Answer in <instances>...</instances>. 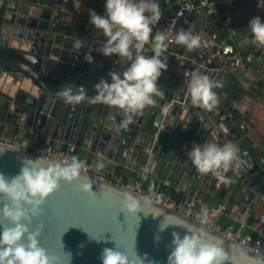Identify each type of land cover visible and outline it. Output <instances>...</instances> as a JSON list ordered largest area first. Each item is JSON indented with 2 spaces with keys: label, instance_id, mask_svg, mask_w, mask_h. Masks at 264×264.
Instances as JSON below:
<instances>
[{
  "label": "water",
  "instance_id": "1",
  "mask_svg": "<svg viewBox=\"0 0 264 264\" xmlns=\"http://www.w3.org/2000/svg\"><path fill=\"white\" fill-rule=\"evenodd\" d=\"M157 2L162 16L153 26L152 37L158 32L176 36L181 30L191 31L206 46L188 51L183 45L167 42L168 69L157 81L163 96L156 97L155 107H146L134 116L127 129L117 130L124 118L119 110L86 101L69 105L57 95L64 87L77 91L83 86L91 97L101 78L111 82L109 71L123 70L118 56L105 57L97 51L105 40L102 32L60 20L64 11L87 13L90 8L104 15L106 0H0V132L31 133L60 150L73 145L77 155L104 172L117 169L130 178L146 179L149 187L182 201L195 200L197 206L206 199L209 205H222L231 214L262 221L264 226V129L252 118L255 103L245 104L256 94V86L230 71L217 53L222 43H233L257 69V75L264 77V47L253 43L248 28L254 17L264 21V0H232L236 10L230 25L225 13L178 16L179 0ZM151 47L146 44L142 54L154 55ZM193 71L222 84L214 89L220 100L215 110L209 112L191 103L186 74ZM227 142L238 146L246 163L230 170L226 175L233 182L223 185L210 174L200 175L187 154L194 143ZM27 161L37 168L60 163L0 140V173L15 177ZM81 177L88 178L89 192L96 196L81 192L78 182H61L47 198L44 215L30 226L35 230L43 224L40 244L59 257L60 264H66L64 253L71 255L70 264H101L102 250L116 245L122 252L146 255V264H167L173 232L181 238L195 232L205 241L219 244L228 256L224 264H253L256 258L264 259L227 233L176 209L153 200L145 204V195L103 175L82 170ZM125 193L140 201L138 213L123 209ZM5 202L0 196V208ZM164 219L169 226L159 233L157 245L154 237Z\"/></svg>",
  "mask_w": 264,
  "mask_h": 264
},
{
  "label": "clouds",
  "instance_id": "2",
  "mask_svg": "<svg viewBox=\"0 0 264 264\" xmlns=\"http://www.w3.org/2000/svg\"><path fill=\"white\" fill-rule=\"evenodd\" d=\"M161 16L157 0H106L104 15L89 10V23L105 37L97 51L105 57L118 56L117 63L123 62V70L109 71L107 76L111 82L101 78L94 86L96 94L91 97L83 86L77 91L64 87L57 95L69 105L86 101L115 108L124 117L117 130L127 129L134 122V116L142 114L146 107H155L156 97L163 96L157 81L168 69L167 57L164 56L168 37L163 32L152 37L153 26ZM248 28L253 43L264 47V21L254 17L249 21ZM174 42L185 46L188 51L206 46L200 35L184 30L176 34ZM149 43L154 53L152 56L142 54L144 46ZM186 75L189 76L187 91L191 103L209 112L215 110L220 100L214 89L222 87V84L198 71ZM224 132L227 133L226 128ZM187 155L200 175L210 174L223 185L233 182L226 175L230 170H238L246 163L240 157L238 146L231 142L222 145L194 143ZM33 165L27 161L20 174L12 178L0 173V196L6 200L0 208V264H60V258L50 255L40 244L43 224L35 230L30 226L44 215L43 206L47 198L59 189L61 182H78L81 192L96 196L89 192L91 185L87 182L88 178L81 177L82 170H86V162L76 156H72L70 162L55 163L47 168ZM142 200L150 204L152 197L146 195ZM121 203L124 210L133 213H138L141 206L140 201L128 193L124 194ZM208 215L205 208L203 220L206 221ZM168 226L164 219L154 237L155 244L161 242L159 233ZM191 233L183 238L176 232L172 233L167 264H224L228 256L219 244L205 241L202 234ZM90 238L97 242L101 240ZM64 255L66 264H70L71 255ZM147 259L146 255L140 256L136 251L131 254L122 252L117 245L115 249L104 248L100 255L101 264H146ZM253 264H264V259L256 258Z\"/></svg>",
  "mask_w": 264,
  "mask_h": 264
},
{
  "label": "built area",
  "instance_id": "3",
  "mask_svg": "<svg viewBox=\"0 0 264 264\" xmlns=\"http://www.w3.org/2000/svg\"><path fill=\"white\" fill-rule=\"evenodd\" d=\"M181 3V8L178 11V16H185L189 12H199L203 13V11L207 14H219L225 13L226 15V24L230 25L234 16H235V8L232 3V0H179ZM57 13V12H56ZM55 13V14H56ZM99 15H103L102 13H97ZM85 17L87 14L84 15ZM168 43H174L175 35L172 32L166 33ZM168 49V48H167ZM218 55L222 60L225 61L226 67L233 72H236L242 78H250L257 76V69L253 66L249 65L242 53L235 47L233 43H222L219 46L217 51ZM0 140L11 143L16 146H21L24 148L31 149L32 145L30 144L29 139L25 141H20L18 139H9L3 136H0ZM44 147H35L32 150L39 152L41 154L47 155L57 161L65 162L69 161L72 156H76L78 159L82 160L75 152V147L73 145H69L66 150L56 149L47 144ZM86 162V170L93 173H97L105 176L107 179L121 184L123 187L136 191L137 193L151 196L153 201H156L164 206L169 208L176 209L192 218L198 220L199 222L211 226L215 229H219L228 235L232 236L234 239L239 241L240 243L251 247L253 250L257 251L264 255V226L258 224L253 227V232H248L245 230L247 227V222L239 221L238 225L228 224L222 225L217 220V215L221 212L224 207L219 205L218 207H214L209 204H203L197 206L195 200H179L173 198L170 194L165 191L152 188L145 187L144 182H147L146 179L142 180H130L125 179L121 175L111 174L102 171L99 167L92 164L87 160H82ZM208 209V218L207 220H203L202 213L203 210Z\"/></svg>",
  "mask_w": 264,
  "mask_h": 264
},
{
  "label": "crops",
  "instance_id": "4",
  "mask_svg": "<svg viewBox=\"0 0 264 264\" xmlns=\"http://www.w3.org/2000/svg\"><path fill=\"white\" fill-rule=\"evenodd\" d=\"M89 10H94L93 8H90ZM89 10L87 13H69V12H62L60 14V20L64 22L66 25L69 24H77L78 27L85 26L89 23ZM87 14L85 17L84 15ZM86 21V22H85ZM246 82L248 84H252L256 86V94L253 95L252 99L249 101H245V104H251L252 102L255 103L253 109H252V118L255 120L256 119V124L258 125V128L264 129V122H262V116L264 115V77L261 78L258 75L256 77H250L246 78ZM260 117V121L258 122L257 119ZM0 136L9 138V139H18L20 141H25L26 139H29L30 144L32 145L31 149L35 147H44L45 141H40L36 138L35 135H32L31 133H28L25 136H18L14 134H10L8 132H0ZM78 156L82 160H86V158L82 154H78ZM111 174H118L121 175L125 179H130V180H137L136 178H130L128 173L121 172L117 169H114L111 172H107ZM145 187L148 186V182H144ZM207 204V201L201 202V205ZM214 207H218L219 204H214L212 205ZM217 220L220 224L222 225H228V224H235L238 225L239 221H245L247 222V227L245 228L246 231L248 232H253V227L261 224L262 221H258L256 219L250 218L247 219L245 216H239V215H233L231 214L228 210L223 209L221 212L218 213L217 215Z\"/></svg>",
  "mask_w": 264,
  "mask_h": 264
},
{
  "label": "trees",
  "instance_id": "5",
  "mask_svg": "<svg viewBox=\"0 0 264 264\" xmlns=\"http://www.w3.org/2000/svg\"><path fill=\"white\" fill-rule=\"evenodd\" d=\"M86 22V21H85ZM85 26H92L91 24H87V25H85ZM39 140V139H38ZM41 141V140H40Z\"/></svg>",
  "mask_w": 264,
  "mask_h": 264
}]
</instances>
